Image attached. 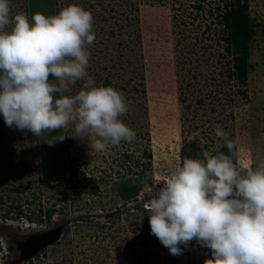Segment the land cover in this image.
Here are the masks:
<instances>
[{
    "label": "rangeland",
    "instance_id": "obj_1",
    "mask_svg": "<svg viewBox=\"0 0 264 264\" xmlns=\"http://www.w3.org/2000/svg\"><path fill=\"white\" fill-rule=\"evenodd\" d=\"M9 2L11 15L24 12L30 23L35 13L53 16L70 4L92 13L96 38L87 46L86 71L95 86L123 93L127 112L119 119L136 139L96 152L89 137L76 138L73 124L35 137L9 128L0 115V264H204L211 259V251L195 240L181 245V255H171L150 234L149 213L136 207L146 208L159 182L182 166L188 143L216 154L218 125L236 145L241 174L264 161V0H246L253 35L244 84L228 78L232 57L218 17L224 2ZM83 83L72 86L73 95ZM137 161L150 162L142 176ZM125 180L140 185L135 200L118 196L114 184ZM39 208L54 209L49 223L26 219ZM17 212L22 214L15 217Z\"/></svg>",
    "mask_w": 264,
    "mask_h": 264
},
{
    "label": "clouds",
    "instance_id": "obj_2",
    "mask_svg": "<svg viewBox=\"0 0 264 264\" xmlns=\"http://www.w3.org/2000/svg\"><path fill=\"white\" fill-rule=\"evenodd\" d=\"M32 21L24 12L11 15L9 0H0L4 124L35 137L73 124L76 138L89 137L96 152L134 141L136 133L119 119L127 112L123 93L95 86L86 71L87 46L96 38L92 13L70 4L53 16L35 13ZM228 135L218 125L216 154L186 157L159 182L147 205L150 234L173 256L195 240L211 251L204 264H264V161L241 174ZM224 147L229 154L219 151Z\"/></svg>",
    "mask_w": 264,
    "mask_h": 264
},
{
    "label": "trees",
    "instance_id": "obj_3",
    "mask_svg": "<svg viewBox=\"0 0 264 264\" xmlns=\"http://www.w3.org/2000/svg\"><path fill=\"white\" fill-rule=\"evenodd\" d=\"M219 2H224L222 13L219 17V24L222 27V40L226 43L225 50L227 54L232 57V67L228 72V78H233L239 84H244L247 78V72L249 68V44L251 37L253 35L252 30V20L248 14V6L246 0H218ZM228 2V3H227ZM197 9H200V4H198ZM219 9V7H218ZM28 16V15H27ZM263 33V63H264V29ZM108 82L105 81V85ZM223 143V142H221ZM219 151L224 152L225 154H229L226 147L221 148ZM202 149L199 148L194 142H190L184 146L182 149V158L190 157V158H199L203 159L201 156ZM233 155V162L236 164V150ZM124 158H130L129 154H123ZM145 157L147 159L150 158L149 153H145ZM136 167L140 168V176H142L143 172L150 168V162H136ZM139 181V180H137ZM115 185V189L120 198L125 201L135 200L140 185L134 184L132 185L129 180L120 181ZM136 210H138L141 214H148V210L143 208L142 206H137ZM54 209L53 208H39L37 214L34 212L25 215L26 219L29 221L36 220L38 223H49L53 216ZM9 212L5 214V218H7ZM21 212H17V216L21 215ZM11 251L12 248L9 247ZM30 264V263H29Z\"/></svg>",
    "mask_w": 264,
    "mask_h": 264
},
{
    "label": "built area",
    "instance_id": "obj_4",
    "mask_svg": "<svg viewBox=\"0 0 264 264\" xmlns=\"http://www.w3.org/2000/svg\"><path fill=\"white\" fill-rule=\"evenodd\" d=\"M146 209H148L147 206H146Z\"/></svg>",
    "mask_w": 264,
    "mask_h": 264
}]
</instances>
